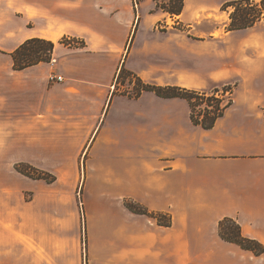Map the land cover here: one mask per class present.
<instances>
[{
	"label": "crops",
	"instance_id": "1",
	"mask_svg": "<svg viewBox=\"0 0 264 264\" xmlns=\"http://www.w3.org/2000/svg\"><path fill=\"white\" fill-rule=\"evenodd\" d=\"M17 1L22 16H17ZM229 1L184 0L177 16L193 27L199 14L212 20L226 12L222 6ZM164 17L153 4L136 11L128 0H0V49L6 62L0 72L9 76V119L12 112L24 116V159L60 173L67 167L80 170L83 156L87 194L96 173L105 193L119 187L123 198L171 216L170 226L159 225L111 197L104 215L93 214L94 208L102 210L103 200L86 195L90 264H264V253L256 256L219 235V222L230 217L245 236L264 245V70H235V53H230L235 31L220 39L221 28L190 37L216 43L192 52L197 45L190 40L154 30ZM65 36L85 41L86 47L63 46L59 42ZM35 37L55 43L56 62L13 70L10 53ZM123 66L154 85L203 91L232 87L233 103L213 128L204 129L191 122L183 99L115 93ZM52 73L64 80L50 83ZM39 200L36 208L47 219L35 233L40 254L24 241L26 255L35 261L3 257L0 264H47L42 253L54 258L52 264H64L72 255L62 240L71 231L62 200ZM34 203L26 205L25 221L27 215L35 217L28 213ZM96 229L99 246H94ZM49 233L62 238L48 241Z\"/></svg>",
	"mask_w": 264,
	"mask_h": 264
},
{
	"label": "rangeland",
	"instance_id": "2",
	"mask_svg": "<svg viewBox=\"0 0 264 264\" xmlns=\"http://www.w3.org/2000/svg\"><path fill=\"white\" fill-rule=\"evenodd\" d=\"M168 2L169 0H128V4L130 6L133 5L136 11L143 5H155L156 9L165 14L166 17L160 19L155 24L154 30L170 32L185 42L189 41L190 37L200 38L201 35L214 31L216 28L222 29V32L216 33V37L219 39L228 32L226 27L230 19L227 11V13L219 11L217 17L212 20H206V18L202 19L200 18L202 15L197 14L198 17H200L197 21L193 22L194 26L187 27L181 22L177 15H171L163 11L160 7ZM15 8L17 16H22V6H20L18 1L16 2ZM229 10L232 11L233 9L229 8ZM241 34L243 36L239 38ZM248 34H250V36ZM235 37L237 38L235 40V50L230 49V53H235V67H237L235 70H264V20L258 22L257 26L251 28L249 31H235ZM194 41L195 40H190L191 43L197 45L192 46V52L198 51L200 48L199 46L202 44L208 46L216 45L211 39H208L204 43ZM59 43L69 48L86 47L85 41L71 36L63 37ZM4 54L5 51L0 49V65L6 63ZM55 62L56 59L52 56L49 62L44 63L54 64ZM122 68H124V66ZM53 74L57 75L55 73L49 75L50 83L62 82L64 80V78L62 81L50 80V76ZM117 77L114 82L115 92L128 95L125 92L128 90L130 91L129 93H134L137 88L135 84L137 83L132 77L125 74H122V77L119 79H117ZM8 81V72H0V259L3 257L5 259L12 257L19 263L24 259L29 261L36 260L34 255H26L23 243L25 241V243H27V248H30L31 246L32 252H35L38 255L40 254L39 239L38 235L37 237L35 236V233H37L41 224H47V219L45 216L41 217L39 215L40 211L36 206H41L39 198L58 197L62 200L65 211H67L68 216H70L68 222L71 231H69L70 234L64 235L63 238L50 235L49 233L47 239L50 241L51 239L62 238V240L65 241L64 248L72 252V255L64 257V264H90L89 248L91 244L88 222L91 223L92 219L89 221L87 218L85 210L86 195L88 200L91 199L93 194L97 196L96 199L103 200L101 206L102 210L94 208L92 212L93 214L96 213L101 215H104L107 211L106 207L107 204L110 203V197V199L119 202L121 201L124 205L125 201L134 200L123 198L119 187L115 188L112 192H115L113 196L111 195L112 193H105V189L99 188L100 180L95 176L96 173H93V176L95 177L93 178L92 176L90 180L91 188L87 194L86 181L89 174L86 168V158L83 156L80 158V170L72 171L67 167L66 170L60 173L50 170L47 171L46 169L39 167V165H35L34 163L25 160L22 147L24 143L23 134L20 131L25 127L24 116L23 114H15V112H12V117L9 119L11 102L8 100ZM218 90H220V94L223 93L222 88ZM223 95L226 100L231 98L230 93H226V95L224 93ZM255 100L258 101L259 98H255ZM12 108L14 107L12 106ZM15 116H17L16 119L14 118ZM27 121L29 122V119H27ZM28 138H30V135H28ZM131 161L137 166L136 156L132 157ZM41 177L48 178L51 182H49L48 179L45 180ZM30 201L35 203L32 205V208L28 210V213H34L36 215L35 217H29V215H27L28 220L25 221V207ZM111 206L109 205L108 208ZM94 221V223L98 224V219H95ZM229 225L230 224L227 226ZM72 226H74V229H72ZM24 229H27L26 233L24 232ZM93 235L95 238L94 246H99V239L102 237L99 233V229H96ZM115 238H118V236L115 235ZM51 245L55 248V241L51 242ZM77 252H79L78 258L76 257ZM41 256L42 260H47V264H52L51 261L54 260L53 257L50 255L43 256V253Z\"/></svg>",
	"mask_w": 264,
	"mask_h": 264
},
{
	"label": "trees",
	"instance_id": "3",
	"mask_svg": "<svg viewBox=\"0 0 264 264\" xmlns=\"http://www.w3.org/2000/svg\"><path fill=\"white\" fill-rule=\"evenodd\" d=\"M163 11L171 15L181 14L184 7V0H169L164 6H160ZM229 8L233 10L230 11ZM223 11L229 13V23L227 31H238L253 27L258 22L264 20V0H233L222 6ZM55 43L44 38L27 39L18 46L12 53L13 70L20 71L41 62H49L53 56ZM122 74L132 77L137 84L134 93L125 92L130 97L138 98L144 92H153L160 98L173 99L180 98L189 104L191 122L204 129H211L215 126L217 120L221 118L225 111L232 105V97L225 99L224 93H232V87L220 90L203 91L188 89L181 86H161L144 82L133 72L122 68L117 79ZM116 93V92H115ZM47 180L44 177H41ZM51 182L50 179H48ZM53 180V179H52ZM126 208L135 214H144L155 218L159 225L170 226L172 218L169 214L150 213L146 208L135 201H125ZM230 224L229 226H227ZM220 237L230 243L238 245L243 250L252 252L256 256L264 253V245L258 240L247 237L243 234L239 222L230 217H226L219 222Z\"/></svg>",
	"mask_w": 264,
	"mask_h": 264
},
{
	"label": "built area",
	"instance_id": "4",
	"mask_svg": "<svg viewBox=\"0 0 264 264\" xmlns=\"http://www.w3.org/2000/svg\"><path fill=\"white\" fill-rule=\"evenodd\" d=\"M50 80L54 81V80H57V81H62L63 80V77L62 76H57V75H51L50 76Z\"/></svg>",
	"mask_w": 264,
	"mask_h": 264
}]
</instances>
